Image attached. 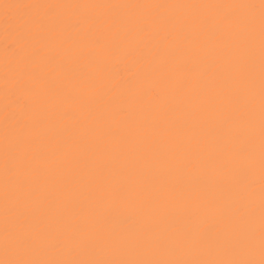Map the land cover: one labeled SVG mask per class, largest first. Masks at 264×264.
I'll return each mask as SVG.
<instances>
[{
	"label": "bare ground",
	"instance_id": "bare-ground-1",
	"mask_svg": "<svg viewBox=\"0 0 264 264\" xmlns=\"http://www.w3.org/2000/svg\"><path fill=\"white\" fill-rule=\"evenodd\" d=\"M259 3L0 0V260L18 258L5 253V208L16 205L14 184L5 199L6 150L19 179L15 157L31 137H37L32 167L40 206L54 201L63 224L79 218L87 241L79 258H229L246 252L251 238L259 259V8L178 7ZM249 15L255 17L250 118L247 90L229 101L241 76L217 55L231 43L229 21ZM197 19L208 21L207 31L192 26ZM190 42L205 46L202 59H190ZM170 135L184 141L190 159L194 152L204 159L193 161L191 180L154 191L144 161L165 151ZM198 195L203 203L192 208ZM169 222L191 246L169 237ZM7 227L15 231L14 215ZM74 247L53 221L37 254L68 258Z\"/></svg>",
	"mask_w": 264,
	"mask_h": 264
},
{
	"label": "snow or ice",
	"instance_id": "snow-or-ice-1",
	"mask_svg": "<svg viewBox=\"0 0 264 264\" xmlns=\"http://www.w3.org/2000/svg\"><path fill=\"white\" fill-rule=\"evenodd\" d=\"M8 7V5H5ZM17 7H20L17 5ZM25 7H32L31 5ZM54 5H48L51 11ZM178 7H229V8H259V97H260V172L261 182L264 184V0H260L259 5H182ZM233 31L231 32V43L225 42L223 48L217 52L219 58L228 64L238 75L241 76L236 86H230L229 101H239L241 93L248 92V115L251 117L254 112V96L252 88L254 86L253 75V52L252 48L255 39V17H235L229 21ZM192 26L200 32L208 29L206 19H197L192 21ZM182 29L183 25L180 24ZM168 36L162 37L167 40ZM98 46L100 42L97 41ZM191 57L203 58L206 54L205 46L194 47L190 42L188 44ZM214 68V66H211ZM187 72L192 71V66L186 64ZM242 73V75H241ZM37 137H31L23 142L19 154L15 157L16 168L22 170L21 178L17 179L13 169L8 168V153L6 150V174L8 180L5 184V199L9 198V186L15 185V208H5V253L12 250L18 258H5L0 260V264H264V195L261 201V219H260V258L253 256L254 241L249 238L243 247L247 250L243 254L229 258L213 259H178V258H79V247L87 243L85 235L80 231V221L77 216L71 218V223L63 224L62 218L58 214L55 202L49 200L45 207L40 206V190L38 187V176L36 169L32 167V161L35 158V147ZM168 147L163 152H152L144 161V168L151 176V189L160 191L165 186H171L174 190L177 184L192 179L194 175V163L204 159L203 152H194L192 158H189V148L182 139L170 135ZM249 160L253 158L250 155ZM206 166V165H205ZM135 179V177H133ZM103 181H101V184ZM159 185V187H157ZM249 189L254 187V181L248 183ZM97 194H100L98 192ZM199 201V203L197 202ZM203 200L199 195L197 200L193 201L192 208H198ZM14 215L15 231L9 233L8 221ZM64 228L69 239L76 247L68 253V258L40 257L37 252L46 244L47 235L52 227V222ZM169 237H177L176 243L180 247L191 246L192 240L180 234V229L175 222H169L167 225ZM149 243L151 240L149 239ZM160 245L163 246L166 241L161 239ZM59 247V245H57Z\"/></svg>",
	"mask_w": 264,
	"mask_h": 264
}]
</instances>
